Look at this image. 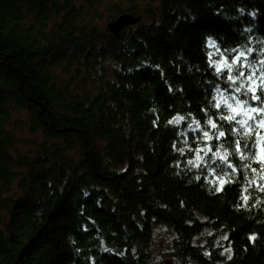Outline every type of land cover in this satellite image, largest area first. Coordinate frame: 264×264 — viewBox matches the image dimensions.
<instances>
[{
	"label": "trees",
	"instance_id": "16d2710c",
	"mask_svg": "<svg viewBox=\"0 0 264 264\" xmlns=\"http://www.w3.org/2000/svg\"><path fill=\"white\" fill-rule=\"evenodd\" d=\"M97 6L141 20L115 36L84 21ZM240 53L231 75L260 84L264 0H0V264H264V129L221 119ZM16 113L38 152H17Z\"/></svg>",
	"mask_w": 264,
	"mask_h": 264
},
{
	"label": "rangeland",
	"instance_id": "374dc122",
	"mask_svg": "<svg viewBox=\"0 0 264 264\" xmlns=\"http://www.w3.org/2000/svg\"><path fill=\"white\" fill-rule=\"evenodd\" d=\"M108 16H109V12L107 10V6H97L94 8H87L84 14V21L94 20L99 29H104V28H107V22L109 19ZM148 17L149 15L145 14L144 20L150 21ZM67 66L68 64H66L65 66H59L55 70V76L59 80L70 83L71 89L73 91H76V90L93 91L94 90L93 83L92 82L87 83L82 77V74L84 75V73H87V72L83 71L81 73H78L77 64L72 65L69 68H67ZM255 107H259V106H255ZM231 113L235 115V113H233L232 111ZM12 129L15 131L16 137H17V147H16L17 152L21 154H30L32 152H38L40 143L43 141V137L40 134L34 135L31 132V129L29 128V122H26V116L24 113H16L15 115H13ZM260 141L264 145V140L260 139ZM208 148H211V146L209 145L207 149ZM263 149L264 147H261L262 153H264ZM72 155L74 154L72 153ZM214 156L217 159L219 158L216 155ZM220 156L225 157V154L220 153ZM205 157H202L203 160ZM200 162L201 161L197 160L196 163H200ZM209 235H211V232H206L204 235H202V239L206 238ZM220 240L221 238L216 239L217 245L220 244ZM169 242H170L169 235L162 229H156L155 244L153 245V257L155 259L154 263H159V262L163 263V261H165L166 259L173 260V258L169 257L166 252V247L169 245ZM173 261H174V264H177L175 260Z\"/></svg>",
	"mask_w": 264,
	"mask_h": 264
},
{
	"label": "snow or ice",
	"instance_id": "6c2138e0",
	"mask_svg": "<svg viewBox=\"0 0 264 264\" xmlns=\"http://www.w3.org/2000/svg\"><path fill=\"white\" fill-rule=\"evenodd\" d=\"M211 44V42H210ZM251 51V50H249ZM221 56L223 57V54L221 53ZM244 56V53H240L238 56L234 57L231 63H226L225 67L227 69V79L232 84H235L237 80L241 81V86L235 87L232 92L233 94H230L229 96H226L223 98L224 106L235 113V115H229L227 117H221V119H226L228 121H235L236 124L241 125L242 127H245L247 132H250L253 128V126L258 125L260 128H264V100H261V96H264V68L260 69V77L261 83L256 84L255 77V70L253 69L252 72H250L247 77H245V73L243 71H237L236 76L234 77L231 75L233 66L240 61L241 57ZM226 61V57L223 58ZM246 59V57H245ZM264 64V61L261 62ZM242 67H252L250 65H241ZM217 72H221V68H217ZM244 78V79H241ZM247 83V88H244V84ZM257 88L260 90V95H256ZM243 89V90H242ZM217 93H221V89L217 88ZM227 91V90H225ZM249 93H251V101L253 102H259V107H254L252 103H249V100L247 97L249 96ZM240 94L245 97V99H241L240 96L236 95ZM231 101V102H229ZM217 108H220V102L217 101L216 105ZM237 117H240V119H237ZM245 117L247 119H245ZM183 117H177L176 120L179 122L182 120ZM249 121L251 123H249ZM198 123V122H197ZM212 128H216L217 125L209 121L208 122ZM233 131H236V129H233ZM205 137L208 139H211L209 137L208 132L203 133ZM224 132H219V137H224ZM257 136H259V133H257ZM261 140H264V137H260ZM237 148H239V142L237 141ZM203 151V150H200ZM208 151H212L211 148H208ZM217 157H219L222 161L226 159V157H221L220 153H214ZM264 159V157H262ZM197 160L202 161L203 158L197 154ZM189 163H194L193 161H189ZM196 166H199L197 164ZM231 167V165H229Z\"/></svg>",
	"mask_w": 264,
	"mask_h": 264
},
{
	"label": "water",
	"instance_id": "95a60500",
	"mask_svg": "<svg viewBox=\"0 0 264 264\" xmlns=\"http://www.w3.org/2000/svg\"><path fill=\"white\" fill-rule=\"evenodd\" d=\"M140 20L141 16L135 17L132 14H123L117 19L108 22L107 28L112 34L118 36L128 26H133L137 24ZM165 264H172V262L170 260H167Z\"/></svg>",
	"mask_w": 264,
	"mask_h": 264
}]
</instances>
